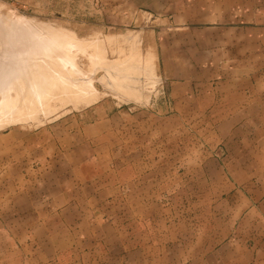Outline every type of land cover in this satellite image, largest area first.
Segmentation results:
<instances>
[{"label": "crops", "instance_id": "1", "mask_svg": "<svg viewBox=\"0 0 264 264\" xmlns=\"http://www.w3.org/2000/svg\"><path fill=\"white\" fill-rule=\"evenodd\" d=\"M115 1L214 73L0 131V264H264V0Z\"/></svg>", "mask_w": 264, "mask_h": 264}, {"label": "rangeland", "instance_id": "2", "mask_svg": "<svg viewBox=\"0 0 264 264\" xmlns=\"http://www.w3.org/2000/svg\"><path fill=\"white\" fill-rule=\"evenodd\" d=\"M0 7V32L2 33H0L1 86L11 82L15 77L13 75L14 71L26 68L21 65V61L18 59L19 52L22 53L20 51L22 50L21 44H29L25 36L28 33L37 32L41 36L42 34L45 36L46 32L40 27L47 26L50 27L48 30H63L64 32H71V35L73 33L75 40L69 42L71 46L74 44L73 48L71 47L70 54H76L74 56L76 66L80 71L82 70L81 72L86 75V78L88 77L89 80L93 81H91V84L96 92L95 97L89 103L84 102L82 99L65 102L67 105L64 104V101H61V103L52 101L50 102V107L53 108V111L50 114L39 113L35 120H25L24 122L0 126V131L12 126L38 128L47 124L59 123L63 119L89 109L104 108L110 112H115L128 107L148 105L147 98H149L150 92L155 97L158 105L169 102L170 105H174V99L170 98V90L172 88L163 81L181 80V77L185 75L197 78L199 75L204 76L208 73H214L213 67L210 68L211 72H208L206 71L207 68L199 66L189 68L162 65L161 58H163L164 63L166 55L174 57L178 53L164 50L163 46L162 50L159 49V45H163V42L165 44L166 40L173 38V36H169V34L167 35L164 31L159 30L161 26L168 27L169 24L156 21L145 12L134 13L131 7L124 4V2L115 0H0ZM2 11L6 12L7 16ZM12 14L16 16L11 17ZM11 18L16 20H11ZM25 20L30 23L28 22V24ZM40 23L42 24L40 25ZM8 33L11 36H8ZM7 40L10 42V46ZM76 40L79 41V47H76L78 43ZM67 42L64 41V43ZM172 45L171 43L168 46ZM23 50L25 54L31 53L26 49ZM63 51L60 50V52ZM54 52L59 53L57 50ZM99 52L103 53V58L110 62H123L126 59H131V56L133 61L131 60L130 63H138L139 68L144 73L140 80V85L142 86L140 98L139 96L118 98L103 84L105 68L93 66V63H101V60H98L97 57ZM9 67L11 69L8 72ZM21 82L24 83V80L22 79Z\"/></svg>", "mask_w": 264, "mask_h": 264}, {"label": "bare ground", "instance_id": "3", "mask_svg": "<svg viewBox=\"0 0 264 264\" xmlns=\"http://www.w3.org/2000/svg\"><path fill=\"white\" fill-rule=\"evenodd\" d=\"M4 14H6V12H4ZM14 16L12 14L11 17ZM15 18H11V20H14ZM28 20L30 21V19ZM29 21H27V23ZM37 23L39 24V22ZM41 24L42 23H40V25ZM40 28H42L46 32L45 36H43V34L41 36L39 32L28 33L25 37L28 40L29 44H21L22 50L20 51L22 53L19 52L18 59L21 61V65L26 68L23 67V70L14 71L13 75L15 77L11 80V82H8L3 86L0 85V126H4L7 124L9 125L16 122H24L25 120H35L36 116L39 113L48 115L53 111V108L50 107V102L52 101H57L60 103L61 101H64V104H66L69 101H77L82 99L84 100V102L89 103L95 97L96 92L91 84L92 80H89L88 77L86 78V75L81 72L82 70L80 71V69H78V67L76 66L77 64H75L74 62V56L76 54H70L71 47L73 48L74 44L71 46L69 42L75 40V38L73 37V33L71 35V32H64L63 30H48V28L50 27L47 26H43ZM8 36L11 35L9 34ZM64 41L68 42L64 43ZM76 41L78 42L76 47H79V41ZM8 43L10 46L9 41ZM2 44L1 46H3ZM23 49H26L31 53L25 54ZM62 49L65 51V53H63L64 51ZM55 50H57L59 53L57 54L56 52H54ZM60 50L63 52H60ZM102 54L103 53L99 52L97 55L98 60H101V63H93V66H102L103 68H105V73H103L105 74L103 84L118 98H125L127 96H139L142 91L140 80L144 76V73L139 68L138 63H130V61L132 60L131 56V59H126L123 62H110L104 59ZM12 67L14 66L12 65ZM10 69L11 68L9 67L7 71L9 72ZM22 79L24 80V83L21 82ZM140 97L141 96H139V98Z\"/></svg>", "mask_w": 264, "mask_h": 264}]
</instances>
